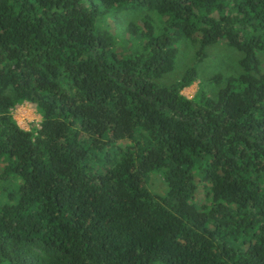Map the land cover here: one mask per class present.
Listing matches in <instances>:
<instances>
[{
    "label": "trees",
    "instance_id": "trees-1",
    "mask_svg": "<svg viewBox=\"0 0 264 264\" xmlns=\"http://www.w3.org/2000/svg\"><path fill=\"white\" fill-rule=\"evenodd\" d=\"M180 40L239 73L158 85ZM260 53L264 0H0V264H264Z\"/></svg>",
    "mask_w": 264,
    "mask_h": 264
},
{
    "label": "rangeland",
    "instance_id": "rangeland-1",
    "mask_svg": "<svg viewBox=\"0 0 264 264\" xmlns=\"http://www.w3.org/2000/svg\"><path fill=\"white\" fill-rule=\"evenodd\" d=\"M143 15L144 13L133 11L118 12L117 17L119 19L120 28H124L129 22L139 20ZM149 15L151 19L155 21L156 17L153 14ZM119 46L124 48V43L119 44ZM176 47L177 53L173 62L172 71L163 75L157 81V84L167 85L172 83L179 78L184 70L193 67L196 73V80L188 87L181 90V94L186 98H191L198 92H202L201 94L213 98L216 91L223 86L224 80L236 76L240 71L238 60L241 57V53L226 46L222 42L204 47L201 51L202 55L198 60L195 57L198 51V44L196 42L180 40L177 42ZM257 58L261 63L260 71L263 72L264 54H257ZM215 75L220 76V82L212 80V77ZM10 114L21 129L28 130L29 125L38 127L40 117L35 112L33 106L26 102L16 104L10 110ZM147 188L153 194H163L164 184L158 174L151 173L148 175ZM3 201H5L4 196H0V203Z\"/></svg>",
    "mask_w": 264,
    "mask_h": 264
}]
</instances>
